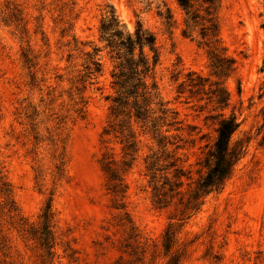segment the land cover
<instances>
[{
  "label": "rangeland",
  "instance_id": "1",
  "mask_svg": "<svg viewBox=\"0 0 264 264\" xmlns=\"http://www.w3.org/2000/svg\"><path fill=\"white\" fill-rule=\"evenodd\" d=\"M165 8L170 28L158 15ZM111 13L124 32L140 23L152 33L158 53L146 78L158 132L149 120L122 119L137 142L133 159L121 141L125 130L104 132L116 123L117 60L99 32ZM182 20L175 0H0V264H166L174 254L178 264H264V2L220 1L218 33L235 61L219 79L229 95L222 109L188 87L180 92L188 71L217 81L207 48L196 32L182 35ZM218 113L236 116L231 145L243 152L223 188L178 221L183 203L178 196L156 203L145 157L158 158V186L181 168L185 202L205 171L197 162L213 142ZM107 161L121 178L117 191ZM47 203L51 256L30 232ZM174 222L166 252L164 231Z\"/></svg>",
  "mask_w": 264,
  "mask_h": 264
},
{
  "label": "trees",
  "instance_id": "2",
  "mask_svg": "<svg viewBox=\"0 0 264 264\" xmlns=\"http://www.w3.org/2000/svg\"><path fill=\"white\" fill-rule=\"evenodd\" d=\"M221 0H175L177 6L183 12V27L181 33L184 36H190L192 32H196L200 38L198 44L207 48L208 66L210 75L217 78V81L207 83V78L197 74L194 71H188L186 80L179 84L182 92L184 87H188L189 92L205 95L206 99L213 102L218 107L224 108L228 105L229 95L225 87L221 85V80L226 78L235 69L234 59L227 55L225 48L222 46L217 23V10ZM264 2V0H263ZM158 15L162 18L166 28H170L173 23V17L168 8L164 12L158 11ZM264 28V24H263ZM100 38L106 41L113 58L117 60L114 70L111 73L112 85L116 88V94L112 99L110 106V115L113 121L109 130L104 132L115 131L116 125L121 129L123 118L136 119L140 121L149 120L153 133L158 132L156 122L151 116L148 105L150 103L151 92L148 90L146 78L153 69L158 53L154 43L152 33L144 30L140 23H137L133 33L123 31L119 28V22L116 16L111 13L107 20H101L99 26ZM147 47L151 52L148 56L144 52ZM137 50V51H136ZM94 64L93 70L98 71L99 65ZM88 74L92 70L88 68ZM154 84L151 85L153 90ZM131 98V101H130ZM160 106L162 103H158ZM164 116L158 119L165 121L166 110L160 108ZM121 116V118H120ZM174 122V121H173ZM169 122L168 124H172ZM238 121L234 114L225 116L223 113L217 114V123L215 127V137L211 145H204L205 151L202 158L198 160V164L205 168L194 182L193 187L189 190L185 202H183L184 193L179 189L182 182L180 176L183 175L181 168H174L171 177L166 174L162 175L161 185L158 186L156 180V162L158 158L152 153L146 156L148 159L147 169L150 171V181L153 184V190L156 197V203L159 206L167 204L166 198L178 196L183 208L180 211L178 221H181L191 210L198 209L204 197L210 193L220 191L225 181L230 177L233 167L242 154V148L237 144L231 145V137L238 127ZM124 130L126 132H124ZM123 133L121 141L124 143L125 154L131 156L137 150V142L134 133L126 127L120 131ZM167 137L161 136L157 138L158 145L164 147L167 143ZM175 166L174 161H170L167 167ZM106 172L109 173V180L112 183L113 191H117L120 186L121 178L118 171L111 167L110 161L104 164ZM38 229H31V234L37 239L39 245L46 250L48 256L52 255V246L54 237L51 231V211L50 205L47 203L39 215ZM178 227V222L169 223L164 231V249L166 252L172 246L173 237ZM180 254H174L166 262V264H178Z\"/></svg>",
  "mask_w": 264,
  "mask_h": 264
}]
</instances>
